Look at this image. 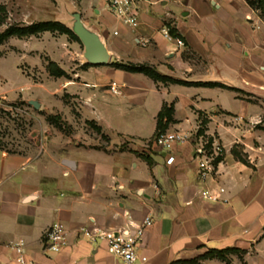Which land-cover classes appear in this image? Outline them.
Wrapping results in <instances>:
<instances>
[{
	"label": "crops",
	"instance_id": "0c3cea01",
	"mask_svg": "<svg viewBox=\"0 0 264 264\" xmlns=\"http://www.w3.org/2000/svg\"><path fill=\"white\" fill-rule=\"evenodd\" d=\"M57 1V11L65 14L80 12L81 4L87 18L83 25L100 37L110 61L93 65L67 36L59 38L58 50L74 47L54 58L70 75L56 77L60 113L63 95L70 94L84 128L72 137L56 132L35 156L0 149V264H16L10 246L19 241L34 264H120L104 245L78 238L77 230L93 225L118 229L147 217L153 224L140 249L148 257L146 264H264L260 13L246 0H144L139 24L131 28L115 19L105 0ZM92 15L95 19H88ZM70 18L54 21L74 31L77 17ZM42 21L51 20L22 19L20 25ZM165 28L185 46L168 41ZM113 62L147 65L182 83L156 81L117 69ZM112 82L122 88L121 95L110 91ZM164 107L172 110L163 120L166 131L188 136L169 152L154 145ZM215 142L223 153L214 177L204 183L196 148ZM171 155L175 160L168 164ZM217 184L226 188L228 203L201 198L202 188ZM54 222L71 233L70 246L58 254L47 251L43 241ZM230 248L244 251L243 259L235 252L226 259L202 258L211 250Z\"/></svg>",
	"mask_w": 264,
	"mask_h": 264
},
{
	"label": "rangeland",
	"instance_id": "374dc122",
	"mask_svg": "<svg viewBox=\"0 0 264 264\" xmlns=\"http://www.w3.org/2000/svg\"><path fill=\"white\" fill-rule=\"evenodd\" d=\"M80 2L81 0L79 4ZM58 4L57 0H0V7H5L0 12V20H3L0 33L10 25H20L22 19L54 21L69 15L71 21L76 17L87 20L81 4L80 12L68 14L59 13ZM23 5L30 6L31 11L20 12ZM34 6L45 11L39 14L35 12ZM94 17L92 15L88 19L93 20ZM84 27L86 28L85 25ZM86 29L94 33L93 30ZM62 36L64 35L57 32H47L38 37L39 40L33 36L21 39L12 37L0 44V149L35 156L42 149L43 143L52 139L56 132L72 137L83 131L77 103L72 102L70 94L63 95L65 108L60 113V93L55 89V73L60 67L54 58L61 51L66 52V49L74 51V47L68 45H63L60 47L62 50H58V40ZM69 41L75 43V48L85 54L81 41ZM51 62L56 65L51 67ZM65 78L70 79V75L67 74ZM29 100L38 102L40 108L36 109ZM93 131L98 132L96 128Z\"/></svg>",
	"mask_w": 264,
	"mask_h": 264
},
{
	"label": "built area",
	"instance_id": "2783aa9c",
	"mask_svg": "<svg viewBox=\"0 0 264 264\" xmlns=\"http://www.w3.org/2000/svg\"><path fill=\"white\" fill-rule=\"evenodd\" d=\"M144 0H105L107 9L117 21L131 28L139 24V16L143 7ZM164 37L175 42L177 46L184 47V41L180 38H174L168 29H163ZM115 35L118 32H114ZM110 91L115 95L122 94V88L117 82H112ZM242 117H237V121H242ZM188 136L179 131H164L159 133L154 139V145L162 150L169 152L174 146L185 144ZM222 146L215 142L208 147L207 143H201L196 148L195 159L198 165V174L202 182L206 183L214 177L215 163L222 156ZM175 160L173 155L167 159L168 164ZM226 188L217 184L215 188L204 187L200 195L201 198L208 202L228 203L225 195ZM153 220L147 217L140 224H129L126 227L118 229H107L100 226H84L77 230V237L83 238L93 245H104L107 252L117 258L120 264H146L148 257L140 252L141 245L144 241L146 230L152 226ZM70 231L61 222H54L43 234V241L47 251L58 254L70 246ZM11 250L15 253L16 264H34L27 257L25 244L19 241L11 244Z\"/></svg>",
	"mask_w": 264,
	"mask_h": 264
},
{
	"label": "trees",
	"instance_id": "16d2710c",
	"mask_svg": "<svg viewBox=\"0 0 264 264\" xmlns=\"http://www.w3.org/2000/svg\"><path fill=\"white\" fill-rule=\"evenodd\" d=\"M247 4L253 9L260 13L261 18L264 20V0H246ZM5 7H0V12L4 11ZM3 23V20H0V24ZM44 32H51V33H59L62 35H66L69 39H72L74 41L80 42L81 40L78 38V36L74 33L72 29L67 27L65 24L59 22V21H42V22H35L30 25H10L8 28L0 33V44L5 42L6 40L16 37V38H24V37H31V36H37L39 34H42ZM51 67H54L56 64L51 62L49 64ZM90 64H86L84 67H87ZM112 66H114L117 69L124 70L131 73H143L151 78H153L156 81L161 82H175V83H182L181 81L174 80L172 78H169L167 76H163L160 73L157 72V70L153 67L147 66V65H137V64H131V63H120V62H113ZM67 74L60 68H58V71L55 73L56 77H65ZM172 110L171 108L164 107L163 110L160 113L159 116V123H158V129L156 136L166 131L167 124L163 123L164 118H170ZM88 124H91L88 122ZM98 132H100L99 128H96ZM147 162L151 164V161L148 157H145ZM245 162L244 159H241ZM235 252L239 255L241 259H243V255L245 254L244 251L230 248L225 250H211L209 253L202 256V258H211V257H218L220 259H226V255ZM197 260H191V261H180L176 262L174 264H196Z\"/></svg>",
	"mask_w": 264,
	"mask_h": 264
},
{
	"label": "water",
	"instance_id": "95a60500",
	"mask_svg": "<svg viewBox=\"0 0 264 264\" xmlns=\"http://www.w3.org/2000/svg\"><path fill=\"white\" fill-rule=\"evenodd\" d=\"M74 33L78 36L85 47V57L89 63L93 65H104L110 61V54L96 33L88 31L80 17H77V23ZM36 109L40 108V104L36 101L30 102Z\"/></svg>",
	"mask_w": 264,
	"mask_h": 264
}]
</instances>
